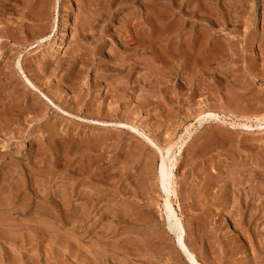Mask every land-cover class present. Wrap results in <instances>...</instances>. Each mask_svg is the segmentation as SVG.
Returning a JSON list of instances; mask_svg holds the SVG:
<instances>
[{"label":"rangeland","instance_id":"obj_1","mask_svg":"<svg viewBox=\"0 0 264 264\" xmlns=\"http://www.w3.org/2000/svg\"><path fill=\"white\" fill-rule=\"evenodd\" d=\"M263 117L264 0H0V264H188L169 144L199 262L264 264Z\"/></svg>","mask_w":264,"mask_h":264},{"label":"bare ground","instance_id":"obj_2","mask_svg":"<svg viewBox=\"0 0 264 264\" xmlns=\"http://www.w3.org/2000/svg\"><path fill=\"white\" fill-rule=\"evenodd\" d=\"M17 66L23 72V69L21 67L20 62H18ZM27 80H28V78H27ZM213 115H215V114L207 113L206 115H204V117L205 116L211 117ZM200 119H203V117L200 118ZM262 120L264 121V117H263ZM190 125H192V123ZM246 126L248 128L252 127V126H248V125H246ZM246 126H244V127H246ZM185 131H186V133L187 132L189 133L190 130L189 129L188 130L185 129ZM178 139H180V136H179ZM173 146L174 145L169 144L168 146L166 145V147L160 149L161 156L159 158L160 161H159L158 167H157V180H158V184L160 185L159 187L162 189V192H163V200H162V203L160 204L161 205L160 208L163 211L164 216L166 218V222H167V226H168L167 228L170 230L169 232H171L174 235V238L176 240V245H177L178 249L182 252L183 256L185 257V259L187 261V263L188 264H202L201 262H199V260L197 258V255H196V252L193 249L189 248L186 245V243L184 242V238H183L184 229L181 226L180 218L176 214V210L174 208V202L172 200V195H173V197L175 196V193L173 192L175 189L172 191L173 192L172 195H171V193L169 191V184L171 182L170 179L172 178V177H170L172 175L171 174V168H172L171 164L172 163L170 162V157L168 158V155H169V153H170V151H171ZM163 150L165 152H163ZM175 202H177V199H176Z\"/></svg>","mask_w":264,"mask_h":264}]
</instances>
